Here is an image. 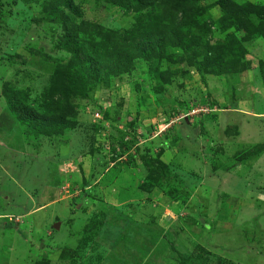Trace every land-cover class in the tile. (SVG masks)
<instances>
[{"label": "rangeland", "instance_id": "374dc122", "mask_svg": "<svg viewBox=\"0 0 264 264\" xmlns=\"http://www.w3.org/2000/svg\"><path fill=\"white\" fill-rule=\"evenodd\" d=\"M47 1L0 0V214L9 215L0 217V264H264V151L236 158L264 146V37L244 42L221 22L218 0H201L197 36L216 51L228 46L227 63L233 37L243 41L239 66L207 69L193 49L137 58L108 85L70 97L76 124L49 136L7 102L52 111L41 68L70 55L57 46L61 26L45 18ZM74 3L92 38L95 26L135 23L105 0ZM149 158L166 164L152 179ZM10 221L23 234L6 233Z\"/></svg>", "mask_w": 264, "mask_h": 264}, {"label": "trees", "instance_id": "16d2710c", "mask_svg": "<svg viewBox=\"0 0 264 264\" xmlns=\"http://www.w3.org/2000/svg\"><path fill=\"white\" fill-rule=\"evenodd\" d=\"M125 12H134L135 23L132 28L125 30H105L102 26H95L98 38H92L95 29L88 23L78 21L79 8L74 0H48L44 5L43 12L49 22L61 26L63 34L57 40L60 50L70 55L66 63L55 62L49 69L41 68L50 74L52 86L48 91V99L51 100V113L41 116L38 111L25 105L21 100L7 98L8 106L30 130L52 135L58 131L73 127L76 122V111L71 105L70 97L73 95L85 96L90 88L108 85L112 78L127 72L137 58L151 61L154 58L164 59L167 51L171 48L180 49L183 52L195 50L199 52L196 58H201L205 68L220 65L230 68L229 62L239 66L245 55L243 41L248 42L257 36L264 37V6L255 5L252 2L243 0H218L223 17L221 22L234 26L235 29L243 31L239 40L233 37L230 42V49L236 53L235 59L229 61L228 55L221 52H229L228 46L224 45L226 51H216L208 43L202 40L203 36H197L196 31L205 35L207 9L202 7L201 0H105ZM257 22H255V19ZM90 27V39L87 40L84 34ZM230 28L225 27L224 29ZM216 54H221L217 57ZM237 56L241 57L236 60ZM195 57V55H194ZM191 65L194 61L190 60ZM39 67V66H37ZM41 67V66H40ZM247 67L243 66V70ZM56 97H58L56 99ZM56 107V109H54ZM264 151V146L255 151H245L242 156H236L240 162H246L252 157ZM131 155V154H129ZM133 158V156H130ZM115 163L112 173L117 170ZM143 164L147 170V177L154 178L159 173L154 166L159 163L166 164L159 159L149 158ZM159 167V166H157ZM115 173V172H114ZM117 173V172H116ZM155 186V184H153ZM8 214L0 217L6 218ZM12 221V220H11ZM1 226L7 229L6 233L23 234L16 229L12 222ZM30 249L33 243L28 242ZM8 249V247H7ZM16 249V248H15ZM72 253V251H70ZM33 257L26 261L32 264ZM35 261V260H34ZM35 262H33L34 264Z\"/></svg>", "mask_w": 264, "mask_h": 264}, {"label": "built area", "instance_id": "2783aa9c", "mask_svg": "<svg viewBox=\"0 0 264 264\" xmlns=\"http://www.w3.org/2000/svg\"><path fill=\"white\" fill-rule=\"evenodd\" d=\"M196 110V109H195ZM195 110H193V112L195 111ZM210 109H208V111H209ZM202 111H206V110H204V109H199V110H197V112L198 113H200V112H202ZM196 112V111H195ZM196 114V113H195Z\"/></svg>", "mask_w": 264, "mask_h": 264}, {"label": "crops", "instance_id": "0c3cea01", "mask_svg": "<svg viewBox=\"0 0 264 264\" xmlns=\"http://www.w3.org/2000/svg\"><path fill=\"white\" fill-rule=\"evenodd\" d=\"M0 215H2V214H0ZM28 215H29V214H28ZM26 244H27V247H28L29 244H28V243H26ZM29 248H30V245H29ZM29 257H30V256H29ZM29 257H27V258L29 259ZM18 260H19V259H18ZM24 262H25L26 264H30V263H28L26 260L23 261V263H24Z\"/></svg>", "mask_w": 264, "mask_h": 264}, {"label": "water", "instance_id": "95a60500", "mask_svg": "<svg viewBox=\"0 0 264 264\" xmlns=\"http://www.w3.org/2000/svg\"><path fill=\"white\" fill-rule=\"evenodd\" d=\"M55 228H59V224H56Z\"/></svg>", "mask_w": 264, "mask_h": 264}]
</instances>
